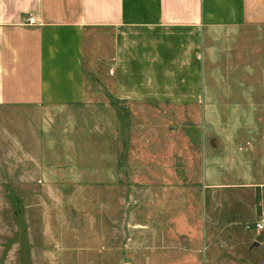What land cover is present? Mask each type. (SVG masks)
Instances as JSON below:
<instances>
[{
  "label": "rangeland",
  "instance_id": "obj_1",
  "mask_svg": "<svg viewBox=\"0 0 264 264\" xmlns=\"http://www.w3.org/2000/svg\"><path fill=\"white\" fill-rule=\"evenodd\" d=\"M239 32L208 42L203 116L117 99L90 53L81 102L0 104V264H155L187 247L208 252L201 264H264V232L246 227L264 208V23ZM196 123L244 151L247 178L221 163V212L198 165L187 173Z\"/></svg>",
  "mask_w": 264,
  "mask_h": 264
},
{
  "label": "crops",
  "instance_id": "obj_2",
  "mask_svg": "<svg viewBox=\"0 0 264 264\" xmlns=\"http://www.w3.org/2000/svg\"><path fill=\"white\" fill-rule=\"evenodd\" d=\"M262 23L264 0H0V104L81 102L90 53L103 59L117 99L174 106L184 114L189 107L203 116L209 113L208 42ZM201 127L187 124V173L198 165L209 202L221 212L219 196L227 195L221 163L237 168L236 178H247L239 164L244 151L237 140L219 138V129L203 141ZM251 184L257 193L261 183ZM236 214L238 221L245 218ZM263 214L264 208L256 219ZM200 238L187 236V244H201ZM186 256L155 264L209 259L208 252L188 247Z\"/></svg>",
  "mask_w": 264,
  "mask_h": 264
},
{
  "label": "built area",
  "instance_id": "obj_3",
  "mask_svg": "<svg viewBox=\"0 0 264 264\" xmlns=\"http://www.w3.org/2000/svg\"><path fill=\"white\" fill-rule=\"evenodd\" d=\"M25 20L27 22H32L33 21V18L28 15L25 17ZM247 228H252L254 229L256 232H261V231H264V214L261 215L258 219H256L254 222H252L251 224L248 223L246 225Z\"/></svg>",
  "mask_w": 264,
  "mask_h": 264
}]
</instances>
